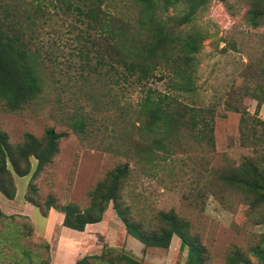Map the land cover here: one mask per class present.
Returning a JSON list of instances; mask_svg holds the SVG:
<instances>
[{"label":"rangeland","instance_id":"obj_1","mask_svg":"<svg viewBox=\"0 0 264 264\" xmlns=\"http://www.w3.org/2000/svg\"><path fill=\"white\" fill-rule=\"evenodd\" d=\"M62 1L0 2L6 11L5 22L17 30L25 54L36 63L44 81L42 95L20 110L7 111L0 103V133L11 148L22 142L24 134L40 139L46 128L66 134L57 142V154L34 177L32 158L31 171L24 177H16L6 163L13 198L6 200L0 194V264H48L59 212L50 209L42 216L45 201L51 198L57 210L66 204L83 210L88 192L132 150L128 143L134 138L130 121L138 93L125 92L115 105L97 76L92 75L80 87L79 58L86 53L94 63V48L79 39L85 26L76 19L72 5L67 8ZM102 5L114 18L131 24L137 20L132 0H103ZM186 5V0H177L161 17L157 5L153 15L163 21L167 31L174 30L171 20L180 16ZM251 8L263 20L264 0H207L192 22L180 28L183 33H190V28L199 30L205 36L192 72L194 92L183 101L193 108L212 110V145H197L189 127L181 130L171 157L149 170L130 166L131 174L121 191L132 219L140 221L144 230L161 226L159 212L171 213L185 223L187 233L203 247L205 264H225L234 254L249 264H264L252 251L264 233V204L251 208L234 187L220 179L225 174L237 175V167L245 160L260 165L264 155V126L257 123L264 122V112L255 114L256 102L246 96L247 88L251 90L262 81L258 69L264 68V24L255 29L248 26L247 10ZM150 87L164 91L162 80H153ZM241 116L245 119L242 129ZM72 122L82 131H72ZM16 164L23 169L20 161ZM26 197L38 208L28 204ZM102 226L105 232L99 237L111 246L107 249L130 255L123 248L125 230L111 208L104 213ZM129 238L131 248L141 246ZM173 238L176 242L170 240L168 250L148 251L147 257L145 252H135L136 260L143 263L154 254L165 262L184 264L186 250L180 251L179 240Z\"/></svg>","mask_w":264,"mask_h":264},{"label":"trees","instance_id":"obj_2","mask_svg":"<svg viewBox=\"0 0 264 264\" xmlns=\"http://www.w3.org/2000/svg\"><path fill=\"white\" fill-rule=\"evenodd\" d=\"M132 1L138 12L134 24L108 15L102 8L103 0L62 1L67 8L72 5L76 19L85 26V32H80L79 39L94 48V63L86 53L79 58V79L82 80L80 87H84L85 82L93 75L99 79L97 82H102V89L115 105L119 104L125 92H136L138 96L134 121L132 118L130 121L134 138L128 143L132 150L129 154H124L125 161L110 170L88 192V205L83 210H78L72 204H66L57 210L53 200L48 198L44 203L45 212L42 216L54 209L62 214L63 227L81 232L86 225L100 222L104 213L111 208L125 233L142 245V252L146 248L167 249L174 236L179 240L180 251L186 250L184 264H205L203 247L196 237L187 233L185 223L177 220L171 213L159 212L157 218L161 226L144 230L140 221L132 219L121 191L131 174L130 166L149 170L171 157L176 145L175 137L181 130L189 127L197 145H212V110L193 108L183 101L194 92L192 72L205 36L199 30L191 28L190 33L180 30L192 22L191 19L207 0H186L184 12L171 20L174 30L169 31L164 28L163 21H158L153 14L158 5L161 9L158 17H161L177 0H161L160 6L157 0ZM217 1L222 3L225 0ZM5 14L3 4L0 3V103L5 110L13 112L42 95L44 81L36 63L25 54V44L17 36V30L5 22ZM247 14L250 28L255 29L264 24V18L259 20L253 8L247 10ZM88 31L93 34L90 35ZM258 74L262 81L256 83L251 90L247 88L246 94L256 102L255 114L264 105V68L260 67ZM153 80L163 81V92L150 87ZM111 90L116 92L111 93ZM239 122L241 129L244 128L245 119L242 116ZM257 123L264 126L261 120ZM78 125L77 122H72V131L81 132L82 128L77 127ZM243 133L241 130V135ZM65 135L55 132L53 128H46L40 139L24 134L22 142L11 148L6 136L0 133V194L6 200L13 198L11 174L6 169V163L10 164L16 177H24L31 171L29 158H32L35 165L31 175L34 177L57 154V142ZM251 135L257 138L253 129ZM17 160L22 163V170L18 168ZM259 163L261 164L245 160L237 167V175L220 176L222 181L230 184L243 196L251 208L264 204V155ZM30 192L33 193L34 188H30ZM25 201L29 202V198L26 197ZM28 204L38 208L34 201ZM252 251L257 260H264V233ZM93 261L102 264H141L131 256L113 253L107 248L102 249L99 255L77 259L74 264H92ZM225 264L249 262L239 254H234L226 259Z\"/></svg>","mask_w":264,"mask_h":264},{"label":"crops","instance_id":"obj_3","mask_svg":"<svg viewBox=\"0 0 264 264\" xmlns=\"http://www.w3.org/2000/svg\"><path fill=\"white\" fill-rule=\"evenodd\" d=\"M264 112V106H261L259 109V113ZM47 214V213H46ZM103 216L100 222L94 223V224H88L84 227L83 231H75L68 229L66 227H63L61 225L62 222V214L59 213L58 216H56V229L57 234L55 235V238L53 240L52 244H48L51 246V254H50V261L48 264H74V262L77 259H80L84 256H94L99 255L102 249H105L107 247H111L109 245H106L105 240H100L101 237H99L100 233L105 232V228L102 226ZM44 234V233H43ZM50 235H48L49 237ZM46 236V238H48ZM174 237V236H173ZM171 238V242L175 243V238ZM129 235H125L123 239V248L125 251L129 252L130 255L134 259H136V253L135 252H142V245L136 246L135 248H131L129 246ZM51 243V241H50ZM178 243V242H177ZM113 248V247H112ZM154 249V250H153ZM158 249V250H156ZM167 249H159V248H146L144 249L145 256H148V251H164ZM153 253V252H152ZM150 258L149 261L146 260L143 261L146 264H171L170 261L165 262L159 257H153L152 255H149ZM152 261V262H150ZM141 262V264H143Z\"/></svg>","mask_w":264,"mask_h":264}]
</instances>
